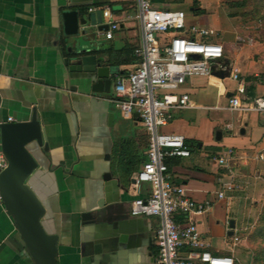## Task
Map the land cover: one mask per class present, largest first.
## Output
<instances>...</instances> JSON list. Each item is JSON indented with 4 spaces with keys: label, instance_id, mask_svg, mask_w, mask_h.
Returning a JSON list of instances; mask_svg holds the SVG:
<instances>
[{
    "label": "crops",
    "instance_id": "0c3cea01",
    "mask_svg": "<svg viewBox=\"0 0 264 264\" xmlns=\"http://www.w3.org/2000/svg\"><path fill=\"white\" fill-rule=\"evenodd\" d=\"M153 1L175 8L173 0ZM182 2L190 7L192 0ZM198 2L207 11L204 0ZM91 7L110 8L111 19L119 24L112 38L102 32L106 29L102 10L89 11ZM65 11H75L78 19H97L102 26L97 41L107 65L116 66L118 73L133 67L140 26L129 0H0V124L29 120L36 110L47 150L32 146L38 167L27 182L43 205L41 224L55 239L56 264H152L159 219L130 214L131 201L145 197L150 187L142 183L137 190L133 185L145 160V130L137 116L121 115L109 100L111 89L97 93L78 85L72 90L78 83L64 62L72 43L64 31ZM224 79L187 78L180 91L190 94L194 106L176 111L164 129L197 142L189 157L168 158V169L175 182L185 185L188 196L211 202L205 213L192 218L210 242L211 252L226 255L232 248L229 222H234L236 231L241 225L229 216L234 212L232 197L217 198V178L226 170L214 157L219 150L233 148L232 174L247 184L254 172L258 174L252 187L258 197L264 190V129L256 113L236 115L234 122L225 123L232 124L230 130L208 117L205 110L229 111L226 94L236 83ZM250 85L254 95H264L263 84L245 82L246 88ZM3 168L0 146V171ZM215 238L224 243L219 245ZM0 264H35L1 198Z\"/></svg>",
    "mask_w": 264,
    "mask_h": 264
},
{
    "label": "built area",
    "instance_id": "2783aa9c",
    "mask_svg": "<svg viewBox=\"0 0 264 264\" xmlns=\"http://www.w3.org/2000/svg\"><path fill=\"white\" fill-rule=\"evenodd\" d=\"M129 1L135 7L140 40L132 51L135 57L133 67L113 77L109 100L123 117L137 113L147 136L145 160L133 176V185L137 190L142 183L150 187L145 197L131 201L130 214L159 219L154 241L157 249L152 264H235L233 256L211 252L210 242L192 218L205 213L211 202L191 198L185 185L173 180L168 158L189 157L191 148L183 135L164 128L175 117L176 111L194 106L190 94L180 91L187 78L208 76L222 80L212 74V67L216 71H228L226 78L236 83L230 90L225 109L239 117L258 114L263 129L264 96L248 95L241 70L226 59L224 46L215 29L187 25V15L182 9L160 7L153 0ZM98 9L102 10L106 24V29L101 31L110 39L119 24L111 19L108 7H91L89 11ZM225 128L230 130L232 124H225ZM235 158L233 148L221 150L214 157L215 163L226 170L217 178L218 199H231L232 192L239 187L231 172ZM230 230L232 244H236L240 241L238 231Z\"/></svg>",
    "mask_w": 264,
    "mask_h": 264
},
{
    "label": "water",
    "instance_id": "95a60500",
    "mask_svg": "<svg viewBox=\"0 0 264 264\" xmlns=\"http://www.w3.org/2000/svg\"><path fill=\"white\" fill-rule=\"evenodd\" d=\"M62 17L65 34L72 41L67 48L70 56L64 62L68 73L75 74L78 83L72 85V90L80 85L91 92L108 93L118 70L116 66L106 64L102 44L97 41V33L102 26L95 18L78 19L75 11H65ZM212 74L220 79L228 77V71H216L214 67ZM230 95L231 92L226 94L227 97ZM219 138L220 132L216 131V139ZM35 145L43 151L47 150L36 110H32L29 120L0 124V146L6 160V165L0 171V198L13 217L15 227L35 264H56L55 239L44 231L41 224L43 205L27 182L38 167L32 150ZM108 175L106 173L104 177ZM229 227H234L232 220ZM228 233L232 234V231Z\"/></svg>",
    "mask_w": 264,
    "mask_h": 264
},
{
    "label": "rangeland",
    "instance_id": "374dc122",
    "mask_svg": "<svg viewBox=\"0 0 264 264\" xmlns=\"http://www.w3.org/2000/svg\"><path fill=\"white\" fill-rule=\"evenodd\" d=\"M173 1L175 8L185 11L187 25L205 26L218 32L217 38L224 46L225 56L241 69L245 82L254 80L264 85V0H243V4L239 3L241 0H219L217 5L214 0H204L207 11L196 13L183 0ZM223 82L231 85L228 79ZM214 94L215 88L207 94L208 100H212ZM225 103V99L220 98V104ZM205 113L222 124L234 122L237 115L226 110H205ZM220 128L224 127L220 125ZM223 133L226 134L224 130ZM217 151L211 149L213 153ZM253 174L249 184L235 179L239 187L231 194L234 212L229 216L241 225L238 229L240 241L236 244L231 241L232 248L226 254L233 256L235 264H264V190L258 197L253 196L254 176H258L255 172ZM261 176L264 179V175ZM214 241L219 245L224 243L223 238Z\"/></svg>",
    "mask_w": 264,
    "mask_h": 264
},
{
    "label": "trees",
    "instance_id": "16d2710c",
    "mask_svg": "<svg viewBox=\"0 0 264 264\" xmlns=\"http://www.w3.org/2000/svg\"><path fill=\"white\" fill-rule=\"evenodd\" d=\"M238 3V1L236 2ZM240 4H243V0H241L239 2ZM190 9L193 11V12H200L202 11L203 9L199 7V2L198 0H192V3H191V6H190ZM254 87L252 85L248 86L247 88V93L249 96H254ZM185 142L186 144L190 147V148H193V147H196L197 146V142L196 141H193V140H186L185 139Z\"/></svg>",
    "mask_w": 264,
    "mask_h": 264
}]
</instances>
